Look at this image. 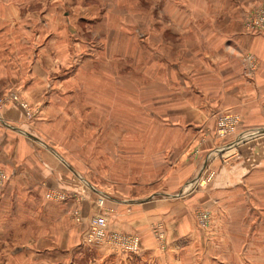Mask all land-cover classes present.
I'll list each match as a JSON object with an SVG mask.
<instances>
[{
  "label": "rangeland",
  "instance_id": "rangeland-1",
  "mask_svg": "<svg viewBox=\"0 0 264 264\" xmlns=\"http://www.w3.org/2000/svg\"><path fill=\"white\" fill-rule=\"evenodd\" d=\"M2 113L80 191L1 193L0 264H264V0H0ZM219 119L235 121L223 137ZM252 150V169L213 194L217 168ZM157 201L166 215L146 224Z\"/></svg>",
  "mask_w": 264,
  "mask_h": 264
},
{
  "label": "crops",
  "instance_id": "crops-1",
  "mask_svg": "<svg viewBox=\"0 0 264 264\" xmlns=\"http://www.w3.org/2000/svg\"><path fill=\"white\" fill-rule=\"evenodd\" d=\"M261 87H262L261 79L259 76H256L255 80L250 85V89H252L254 93H257L262 89ZM0 125L2 126L1 127L2 129H0V143H1L0 162L2 166L4 167V169L6 170V173L8 176L7 181L0 188V194L6 193L1 197L3 199V203H6V200L9 201V199H7L8 195L14 192L27 193L28 195L27 200L33 201L34 200L33 194L31 195L28 193H34L36 192V190L42 191L43 190L42 187L44 186V184H42V187H41L40 183L42 180L46 181V185L57 186L67 192L68 191H76V192L80 191V187L71 180H70L71 183H69L68 178L65 177L63 174H60L61 172L59 170L53 173L51 171L47 174L46 168H44V165H46L47 160H45L44 158L47 157L51 161H53V159L55 160L56 157L53 153V150H50L48 146L41 141V139L34 137V135L30 134V132L24 130L21 127V121H20L19 116L15 114L11 115V114L2 113L0 115ZM21 137L25 138L26 140L30 138L34 141L33 142L34 144L42 145L41 148L44 149L43 152L41 153L36 152V149H35L36 145H34L33 143H32L33 145L28 143V141H26L25 139L22 140ZM258 143H255L254 145H257ZM256 156H258V154L255 153V150L254 151L252 150V152H249L246 155V157L243 158V160H247V161H243L242 164L244 166L241 167L240 166L241 163L238 162L240 164L238 166L240 167H237V168L235 167L229 170L228 169L225 170L224 167L222 166L218 167L216 175H215L216 176L215 179H218V182H215L210 186L211 188L210 190L213 191V194L215 193V191L222 190L225 188V186L227 187L228 184H230L231 180H236L240 176L246 175V173L250 171L252 167L254 166V164L256 163L254 160ZM37 160L40 163L41 161H44V162H42V165L40 163H39L40 165H38ZM249 160H253V162H251L252 164L249 163ZM40 168H41V172H42V169H44L42 173L37 172L40 170ZM84 195L88 199L92 198L90 194L87 193V191L84 192ZM153 200H155V198H148L144 200V202L149 203V202H152ZM119 203L127 204V201L123 200V201H120ZM156 204H157L156 209L154 211L149 210V208H147L146 209L147 214L145 215L144 213L141 215L143 222H145L146 224L149 223V220H153V219L163 220L164 219L166 212H165V208H163V202L161 203L157 201ZM28 206H29L28 218L36 219L38 216V215L36 216V213L38 212L37 209L39 208H35L36 204L34 203L33 205H31V202L28 203ZM47 211L50 212V210H47ZM91 211L92 213L95 212L93 210ZM152 211L155 212L156 216L155 215L149 216V213L150 212L152 213ZM43 212L45 214V210H43ZM119 217L120 219H126L127 214L124 212H121L119 214ZM83 226L84 227L81 230L80 238L84 237V233L86 230L85 222ZM178 232H182V233H179L176 236H171L167 238L168 244L174 245L173 242L176 243L175 241L177 240L185 239L184 237L187 236L185 235L186 233L183 230H178ZM190 236H188V238ZM54 248H55V251L56 250L58 251L57 247H54V244L51 241L48 245L45 244L43 251H45V255H48L49 258H51ZM50 263L52 262H48V264Z\"/></svg>",
  "mask_w": 264,
  "mask_h": 264
},
{
  "label": "built area",
  "instance_id": "built-area-1",
  "mask_svg": "<svg viewBox=\"0 0 264 264\" xmlns=\"http://www.w3.org/2000/svg\"><path fill=\"white\" fill-rule=\"evenodd\" d=\"M235 121H230V123L227 125L226 123L225 124H222L220 123V119L218 121V126H217V136H221L223 137L227 132L231 131L232 130V124L234 123ZM256 132H258L259 135H263L264 134V130H257ZM240 137L238 138L237 137V140L235 139L233 142H231L229 144V148L232 147V144L234 142L238 143ZM223 146L221 147H218L217 149L220 150H223ZM206 166H203L202 167V171H204ZM202 175H199L197 177H195L192 181H191V186L193 184H197V183H204L203 181V177H201ZM2 184V180L0 181V186ZM57 193H47L46 194V197L48 199H51L53 196H56V197H59L60 199H63L64 197H66L68 195V193H66L65 191H56ZM101 199V198H100ZM102 200V199H101ZM104 226H105V216L104 214L102 213H96L94 216H92V218L88 221V226H87V241L89 240L90 241H100L102 240L101 239V236H103V229H104ZM132 246H134L132 249H134L136 247V244H132Z\"/></svg>",
  "mask_w": 264,
  "mask_h": 264
}]
</instances>
